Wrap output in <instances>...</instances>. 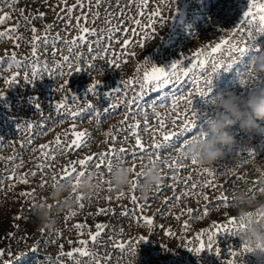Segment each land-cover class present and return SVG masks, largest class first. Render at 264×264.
<instances>
[{"label":"rangeland","instance_id":"374dc122","mask_svg":"<svg viewBox=\"0 0 264 264\" xmlns=\"http://www.w3.org/2000/svg\"><path fill=\"white\" fill-rule=\"evenodd\" d=\"M77 3L78 0H0V15L10 14L0 23V32L14 29L9 31L7 36H0V56L10 58L11 53L15 52L16 59L22 63L26 61L28 65L27 68H18L14 63L12 67L0 63V91L7 92L5 99L0 100V209L8 208L15 211L20 218L18 227H21V223L27 222L35 225L36 231L29 251L16 264H59L61 259L63 264H77V261L79 264H186L187 261H191V264H228L229 260H234L236 264H264V255L258 256L255 251H244L242 238L223 230L218 233L212 250L205 249L202 254L197 255L188 249L199 245L200 241L195 237L200 229L211 228L213 221L225 223L230 216L236 215L235 201L246 196L264 199V191L259 190L264 187V138L260 134L245 129L239 133L231 131L236 142L226 147L225 155L211 167L191 166L190 158L165 162L168 156L177 157V152L172 149L161 150L159 160L153 156L155 162L150 163L147 154L141 156L138 152L135 157L130 154L134 150L135 139L129 128L135 120L131 119V112L124 103L126 97L123 91L113 94V97L119 96V100L89 94L88 99L97 105L100 112L99 116L92 114L90 118L71 119L66 113L58 114L48 106L52 99L57 100L64 95L55 92L57 85L64 83V80L68 81V86L76 94L83 95L91 79L103 82L100 85L102 91L121 86L119 82L122 80L131 79L135 85L137 78L142 77L144 71L151 67V64H143L145 57H150L153 62L162 65L170 64L179 58L183 59V56H187L190 61L196 47H203L209 42L217 43L221 35H232L231 27L239 21V9L243 7L241 0H148L144 8L139 7L143 0H79L82 7L75 8L70 17L60 18L63 15L62 9ZM39 12H45L46 15L36 18ZM146 12H159V15L150 22L153 23L155 32L150 28L147 36L135 25V20L149 22L146 19ZM77 16H81L79 22L75 19ZM85 16L87 19H84ZM132 16H135V20H129ZM161 18L164 19L163 23ZM69 22L73 27L65 30ZM53 24L55 27L47 32L49 45L47 52L40 55L41 62H46L52 68V72L37 66L40 76L33 83H25L23 72L29 71L35 63L31 59L33 47L31 41L34 35L32 28L37 29L35 35L43 38L47 26ZM84 27L96 30L95 34L84 33L88 38L87 42H79L82 59L75 66L84 71H74L70 77L60 79L53 73L56 71V62L69 55L64 41L79 37ZM256 27L258 21L254 22V31ZM130 28L136 29L135 33L126 31ZM111 29L114 31H109ZM57 33L63 39L53 42L52 38ZM98 39L102 43L96 45L95 41ZM125 39L129 41L128 46L122 43ZM245 40L248 44L257 43V46H264V33H257L255 41L247 36ZM40 43L36 41L38 53L43 52ZM87 43L99 48L100 55L96 56L93 52L89 56ZM53 47L58 49L55 54L52 51ZM109 47L112 51L106 52L105 49ZM122 51L134 54L119 58ZM253 54L254 52L239 57L235 52L230 53L236 57L235 64L230 69H221L216 73L210 85L211 91L206 96L196 94L193 81L185 78L180 84L168 86L165 90L147 91L143 99L137 103L142 104V110L148 113L146 118L149 125L158 126L157 117L152 112L153 107L155 106L161 113L165 111L172 113V95L177 97L187 95L188 90L193 89L194 108L201 113L195 131L197 133L205 131L209 121L204 114L207 116L215 114V107L210 103L213 97L226 90H234L241 96H247L257 84L264 83V74H260L258 81H249L247 84L240 82L242 75L246 76L245 71ZM114 59L120 65L119 68L106 65V61ZM187 63L188 61H185V66ZM89 64L96 67L90 68ZM102 66L103 73L99 71ZM208 71H211L210 67ZM13 72L21 73L17 82L11 85L5 83L4 77L11 76ZM137 92L138 87L135 92L129 91L128 98ZM67 95L71 110H76V103L84 107L82 101H72L70 92ZM32 96L39 98L44 105L43 115L57 120L54 125L51 121H43L42 126L50 130H46L40 136H36L35 132L37 123H41V113L36 112L35 106L28 99ZM108 102L117 107L105 114L102 106ZM161 105L164 107H160ZM187 107L189 106L180 103V110ZM133 110L141 111L135 108V105ZM126 115L130 117L127 121ZM61 116L62 123L59 122ZM17 117L21 118L22 125L24 121L36 122L33 123L30 137L23 127L17 131ZM136 119L141 121L136 131L141 135L145 147L150 148V145L161 137L158 134L153 135L151 127L144 126L145 117L137 115ZM73 124L76 125L75 131H86L85 145L80 149H75V146L72 149L65 147L64 153H61L55 140L59 136L61 146L65 141L71 143L74 139L71 135ZM168 130L178 131L170 125ZM195 131L192 135H195ZM65 132L68 133L67 136L64 135ZM187 135L188 133H185V136ZM25 137L30 138V143L23 142ZM45 144L49 145L43 150L47 155L42 154L40 147ZM110 145L129 150L122 160L129 168L135 166L131 179L139 181L136 189L133 190L131 185L119 189L124 196L117 198V191L109 190L110 173L102 166L99 169L102 176L98 178L95 161L89 165V174L75 177L70 182L60 181L59 178L63 175L68 161L82 159L92 153L106 152ZM141 165L144 171L154 165L159 168L162 176L159 191L154 185L147 195L142 194L140 185L144 178L136 175L141 171ZM170 165L177 166L179 170L173 173L170 171ZM180 165L187 167L188 170L184 171ZM201 167L210 168L213 175L194 170ZM90 175L96 177L95 189L85 194L81 190L82 181ZM173 175L176 177L175 182L172 179ZM189 177L197 183L198 193H206L207 199L199 194L191 195L190 185L186 188V185L181 183L182 179L187 180ZM213 179L218 185L217 188L200 187L205 185V181ZM65 187L69 190L61 191ZM22 193H32V196L29 198ZM131 194L140 198L137 205L129 198ZM81 195L85 196V199L79 200ZM221 196H227L228 202L212 203ZM233 196L236 199H231ZM81 204L84 207H81ZM33 205L34 210L30 211ZM140 205H147L142 212ZM99 208L115 211L99 213ZM133 208L136 209L137 217L151 216L152 223L121 215ZM42 210L50 213L54 227H41L37 224L34 214ZM70 212L74 214L69 216ZM185 221H188V230H185ZM76 224H84L86 227L78 229L75 227ZM97 224H103L105 228L93 242L90 234L97 231ZM56 230L59 232L58 235ZM142 236L147 239L140 240ZM133 237L134 253L129 254L127 245L123 249L117 247ZM204 239L206 241V236ZM83 240L88 241V244H81L80 241ZM74 247H83L90 255L73 253L71 257L61 256V252L67 253ZM216 247L220 248V255L216 254ZM230 249L237 251L236 257L231 256Z\"/></svg>","mask_w":264,"mask_h":264},{"label":"snow or ice","instance_id":"6c2138e0","mask_svg":"<svg viewBox=\"0 0 264 264\" xmlns=\"http://www.w3.org/2000/svg\"><path fill=\"white\" fill-rule=\"evenodd\" d=\"M148 0H143V3L139 6L140 8H144L145 5H147ZM241 3L243 4V7L239 9L240 16L239 21L235 23L234 27H231V36L221 35L218 37L217 43H211L209 42L206 45H203V47H196V50L192 52L191 60H188L187 56H183V59H176L170 64L162 65L157 64L151 60L150 57H145L143 64L148 65L151 64L150 69H146L143 73L142 77L137 78V82L134 85L132 80H122L119 82V84L122 86H117L114 88L107 89L105 91H102V88L100 85L103 84L101 80H90L87 90L84 92L83 95L76 94L69 86L68 81L64 80V83L58 84L55 88V92L64 94L62 98L57 100H51L48 103V106L50 109L54 110L58 114L60 113H66L71 119H84L85 117L90 118L92 114H95L99 116L100 112L97 108V105L93 103L91 99H88L89 94L92 96H107L108 98H114L119 100V96L113 97L114 93H120L124 92V95L126 97L124 103L128 107L129 112H131V119L135 120V123L130 125V132L134 136L135 139V145L133 146L134 150L131 151V156L135 157L138 152L141 156L144 154L148 155L149 162L154 163L153 156L156 157V160H159V153L161 150H168L172 149L177 152V157L168 156V161H175L177 159L183 160L185 158L191 159V166L195 165H201L199 158L196 154L189 155L186 153L185 149L186 146L193 140L202 137L204 135V131L201 130L200 132H196V125L197 121L201 119V113L198 112L194 108V100L195 96L193 95V89L194 92L200 96H206L210 91V85L212 84V81L214 79V76L217 72H219L221 69L227 70L230 69L236 62V57L230 55V53L235 52L239 55V57H243L246 54L254 52L252 55L251 61L249 66L247 67V70L245 71L246 76L242 75L241 77V84H247L249 81H258L260 79V75L256 74L252 70V66L255 60V57L258 56L261 53H264V46H257V43L254 44H248L245 40V36L251 38L253 41L256 40L257 33H264V0H241ZM78 6L82 7L79 3L73 4L71 6L65 7L62 9L63 15L60 18H68L70 17V14L73 12L75 8ZM23 11V10H21ZM9 13H4L3 15H0V23L4 22L8 17ZM46 14L45 12H39L38 16L36 18L44 17ZM146 19L149 22H142L141 20H135V16L129 17V20H135V25L137 28H139L145 36L148 35V29H152L153 32H155V28L153 26V23H150L153 21L155 16L159 15V12H146ZM27 19V17L25 18ZM76 21L79 22L81 20V16L75 17ZM84 19H87L85 16ZM258 21V27L255 28L254 31V22ZM127 21H125L126 23ZM164 22V19L161 18V23ZM78 26V24H77ZM55 27V24L48 25L45 29V36L42 38L39 35H35L37 32V29L35 27L32 28L33 32V40L31 43L33 44L32 47V57L31 59L35 61V63L32 65V68L29 71L23 72V80L25 83H33L38 76H40V72L37 71V66H39L41 69L48 70L49 72H52V68L46 63H42L40 60V55L47 52L48 49V35L47 32L52 28ZM73 27V25L69 22L68 26L65 30L68 28ZM14 29H9L5 32H0V36H7L9 31H13ZM109 31H114V29H111ZM128 33H135L136 29H127ZM95 29H89L88 27L82 28L81 35L79 37H73L71 40H65L64 44L67 47L69 51V55L63 56L62 61H57L55 68L56 71L53 73L54 75L58 76L60 79H63L64 77H70L73 72H79L84 71L82 68H77L75 65L81 62L82 56L79 51V42L84 41L87 42V37L84 35V33H93L95 34ZM53 42L60 41L63 39L59 33H57L53 38ZM36 41H40V46L43 48L42 53H38V46L36 45ZM102 43L99 39L95 41L96 45H99ZM122 43L126 46L129 45V41L127 39L123 40ZM243 45V46H242ZM87 47L89 50V56L92 55L93 52H95L96 56L100 55V50L97 47H93L92 43H87ZM53 54H55L58 49L53 47L52 49ZM106 52L112 51L111 47L105 49ZM134 53L125 52L122 51L119 54V58H123L124 56H131ZM16 53L12 52L11 57H4L0 56V63H6L8 67H12L13 63L18 68H27V62L25 61L22 63L20 60L16 59ZM224 57L223 59L219 57ZM185 61H188L187 66H185ZM106 65H112L116 68H119L120 65L116 63V60L106 61ZM90 68H95L96 66L94 64H89ZM210 67L211 71H208V68ZM67 69V71H65ZM99 71L103 73L104 67L102 66ZM21 75L19 72H13L11 76L4 77V82L8 84H15L17 82L18 77ZM185 78H189L193 81V89H189L187 95H180L177 97L176 95H172V101H171V107H172V113H169L168 111H165L161 113L160 111L156 110V107L154 106L152 109L153 114L157 117L158 120V126H152L149 125V122L147 120L148 113L144 112L143 105L137 103L138 101H141L145 95V93L149 90H165L168 86H174L177 84H180L181 81H183ZM139 88V92H137L135 95L128 98V92L133 91L135 92L136 88ZM71 93V99L73 102L76 101H82L84 107H81L79 103L75 104L76 110H71V105H69L68 100L69 97L67 93ZM7 95L6 91H0V100H4ZM30 102L35 106L36 112L41 113L40 122L37 123V130L35 132L36 136L42 135L46 130H50L44 126H42L43 121H51V123L54 125L57 123V120H53L51 116H45L43 115L44 105L40 102L39 98L32 96L28 98ZM27 102V101H26ZM183 103L185 105H188L189 107L180 110V103ZM133 105H135V108L141 109V111L136 112L133 110ZM117 105L106 103L102 106L103 112L105 114H108L110 109L116 108ZM160 107H164L161 105ZM140 115L142 117H145L144 119V126L145 127H151L152 128V134L156 135L158 134L161 139L158 141H155L153 144L150 145V148H146L145 144L142 143L141 135L136 131L137 127L140 125L141 121L139 119H136V116ZM205 118L209 121V116L204 114ZM130 117L128 115L125 116V121H127ZM59 122H63V117L61 116ZM33 123L36 122H28L24 121L23 125L21 124V118L17 117V131H20L23 127V130L27 133H29V137L32 133L33 129ZM171 126L173 129H178V131H169L168 126ZM76 125H71V135L74 137V139L71 140V143H68L65 141V144L61 146L60 137L57 136L55 140V144L59 148L61 153H64L65 147L68 149H72L73 146H75V149H80L82 145H85V140L87 137L86 131H75ZM195 131V135H192V132ZM185 133H188L187 136H185ZM65 136L68 135L67 132L64 133ZM25 137L24 141L25 143H30V138ZM128 137H126L127 139ZM177 145H179V148H177ZM41 151L43 155H47L46 152H44V149H47L49 147L48 144L41 145ZM129 153L128 149H125L123 147L116 148L114 146H109V150L106 152H99V153H92L91 155H85L82 159L78 160H70L67 162V164L64 167L63 175L60 176V181L64 182H70L73 180V178L78 176L87 175L90 172L89 165L92 164L94 161L96 162L95 166L97 169V176L98 178L102 176L101 173H99V169L103 166L106 167L108 172L111 173L113 168L116 167L118 164L123 162L122 157ZM43 167V165H41ZM179 167H182L184 171H187V167H183V165H180ZM135 166L131 167L130 170L134 171ZM179 169L177 166L170 165V171L173 173L177 172ZM195 171H202L203 173L207 175H213L212 170L210 168H204L201 167L199 169H194ZM138 177L146 178L145 177V171L143 170V165H141V171L136 173ZM173 181L175 182V175L172 177ZM139 181L135 180L132 181L131 187L132 189H136L138 186ZM181 183L187 186L190 185V194L195 196L199 194L200 196L207 199V195L204 192L197 191L198 185L195 181L189 177L187 180H181ZM109 184V190H115L118 193L117 198H123L124 193L120 192L118 188L113 186L111 184V181H108ZM173 186H175L173 184ZM207 186L212 188H217L218 185L215 182V179L205 181V185H200V187ZM43 187V185H41ZM157 190H160V185H155ZM260 191H264V187H261L259 189ZM22 195H27L29 198H31L32 193H22ZM134 205L138 204V201L140 198H138L135 194H131L129 197ZM85 199V196L81 195L79 196V200ZM111 199V197H109ZM167 199V198H166ZM231 199H236V197H232ZM229 198L227 196H221L218 199L212 201L213 204H219V203H227ZM81 207H84L83 204L80 205ZM147 205H140V211H143V208ZM167 207V205H166ZM35 208V205H33L32 209L30 211H33ZM108 211H115L114 209H106V208H99V213H105ZM163 211V210H162ZM191 212V209L188 210ZM207 212V208H205V213ZM74 213H69L68 215L71 216ZM121 215L124 216H130L134 218L142 219L145 223H152V217L151 216H143V217H137L136 209H129L128 212L121 213ZM256 215L258 218H264V212L257 211L255 213H249V216ZM242 219V218H241ZM76 228L82 229L86 227L84 224H76ZM246 227L244 223H242L236 216H230L228 220L225 223H218L216 221H213V226L211 228H202L200 231L196 234L195 239H198L199 245L193 246L188 248L191 252L196 253L197 255H200L204 252L205 249L212 250L213 243L218 235L222 230L224 232L231 233L233 235H239V233ZM105 228V225L103 224H97L96 225V232H92L91 240L93 242L96 241L97 236L100 232H102ZM185 230H188V221H185ZM43 231V229H41ZM52 233H50L51 235ZM56 234L58 235L59 232L56 230ZM172 234V233H169ZM206 236V241L204 237ZM140 240H146L147 237H140ZM48 241H46L47 243ZM69 243H71L69 241ZM81 244L87 245L88 241L83 240L80 241ZM135 243V238H130L126 242L120 243L117 247L118 248H125V245H127V249L129 254H132L135 252V248L133 247V244ZM189 243H192V241H189ZM185 247H188L187 245H184ZM63 246L61 245V249ZM243 250L244 251H251V246L243 241ZM216 254L220 255L221 250L219 247L215 248ZM73 253H80L84 256L90 255V253L83 247L80 248H72L71 251L67 253L61 252V256L67 255L69 257L73 256ZM4 250L0 249V256H3ZM9 256L12 255V253L9 251L7 253ZM230 254L233 257L237 256V251L230 249ZM23 255V254H22ZM3 264H12L11 260L4 261ZM59 264H63V260L61 259L59 261ZM77 264H79V261H77ZM186 264H191V261H187ZM228 264H236L234 260H229Z\"/></svg>","mask_w":264,"mask_h":264},{"label":"clouds","instance_id":"9594fccd","mask_svg":"<svg viewBox=\"0 0 264 264\" xmlns=\"http://www.w3.org/2000/svg\"><path fill=\"white\" fill-rule=\"evenodd\" d=\"M253 72L264 74V53L255 57ZM210 103L215 107V114L209 116V123L204 135L186 146V153L196 154L202 166H213L217 160L225 155L226 147L232 146L235 141L230 126L239 122L241 128L264 135V83L257 84L247 96H241L234 90H226L212 98ZM132 171L121 162L109 176L111 184L123 189L132 184ZM143 183L140 185L142 194L147 195L154 185L161 182L162 176L157 166L149 167L145 171ZM96 177L93 175L83 179L81 190L87 194L94 191ZM65 187L61 191H68ZM236 217L246 227L239 233L243 241L251 246L258 256L264 255V218L257 220L256 215L248 216L249 212H264V199L246 196L235 201ZM256 209V211H252ZM37 224L41 227H54L47 210L34 214ZM242 218V219H241Z\"/></svg>","mask_w":264,"mask_h":264},{"label":"trees","instance_id":"16d2710c","mask_svg":"<svg viewBox=\"0 0 264 264\" xmlns=\"http://www.w3.org/2000/svg\"><path fill=\"white\" fill-rule=\"evenodd\" d=\"M229 130L234 133L245 131L241 128L239 122L230 126ZM261 136L264 138V135ZM251 182L249 183H254ZM19 220L20 218L15 211L8 208L7 210L0 209V249H3L5 253L0 256V264L7 260H11L12 264H16L29 251L32 245L31 242L35 238L36 233L35 225L24 222V224L21 223V227H18ZM9 251L12 253L11 256L7 254Z\"/></svg>","mask_w":264,"mask_h":264}]
</instances>
